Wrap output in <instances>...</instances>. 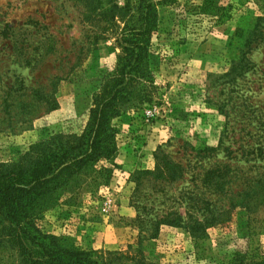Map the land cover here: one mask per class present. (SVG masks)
Listing matches in <instances>:
<instances>
[{"label":"rangeland","instance_id":"1","mask_svg":"<svg viewBox=\"0 0 264 264\" xmlns=\"http://www.w3.org/2000/svg\"><path fill=\"white\" fill-rule=\"evenodd\" d=\"M228 3L232 17L222 23L201 11L203 0L160 6L155 102L115 121L117 153L101 162L111 169L104 172L109 182L96 174L94 188L46 217L68 244L108 264L264 257V201L219 203L199 235L192 231L196 218L212 216L196 200L210 172L238 174L236 188L244 175L264 181V151L256 154L264 149V0ZM82 12L70 0H0V167L23 166L36 144L85 129L121 48L91 25L92 40H85ZM62 66L66 78L52 87ZM179 216L182 224L163 222ZM12 262L19 264L17 255L3 264Z\"/></svg>","mask_w":264,"mask_h":264},{"label":"trees","instance_id":"2","mask_svg":"<svg viewBox=\"0 0 264 264\" xmlns=\"http://www.w3.org/2000/svg\"><path fill=\"white\" fill-rule=\"evenodd\" d=\"M168 1L70 0L74 7L82 9L85 30L89 25L95 26L97 35L115 40L121 54L115 66L102 77L81 133L53 135L31 148L23 166L0 167V264L8 263L14 255L19 264H108L92 251L70 245L67 237L50 231L46 217L59 202L65 199L69 203L85 189L94 188L91 183L96 182V174L103 173V180L109 182L104 172L111 169L101 162L112 163L117 153L115 121L155 102L159 90L156 69L152 66L154 39L161 31L160 6ZM230 7L231 3L226 5L225 0H203L200 9L222 23L232 17ZM84 39L92 40L87 30ZM42 57H47V53ZM57 69L60 72L49 80L52 87L66 78V72H61L63 66ZM48 96L43 94V103H51ZM256 150L261 157L264 149L256 147ZM225 163L229 165L228 161ZM209 174L207 189H199L200 182L197 183L196 200L212 216L196 218L192 226L196 237L204 224L214 218L212 213L219 203L226 209L238 205L252 207L264 201L261 179L255 182L244 175L243 184L236 188L233 184L240 181L238 174L223 177L217 170ZM259 175L256 173L254 177ZM183 221V216H179L178 222L163 220L168 225ZM227 264H264V257L252 263L241 257Z\"/></svg>","mask_w":264,"mask_h":264}]
</instances>
